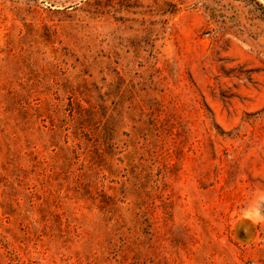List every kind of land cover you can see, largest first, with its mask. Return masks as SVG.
<instances>
[{
    "label": "rangeland",
    "instance_id": "1",
    "mask_svg": "<svg viewBox=\"0 0 264 264\" xmlns=\"http://www.w3.org/2000/svg\"><path fill=\"white\" fill-rule=\"evenodd\" d=\"M0 264H264V0H0Z\"/></svg>",
    "mask_w": 264,
    "mask_h": 264
}]
</instances>
